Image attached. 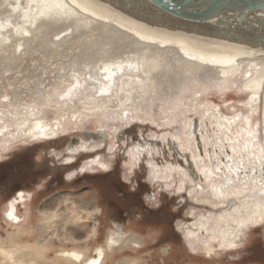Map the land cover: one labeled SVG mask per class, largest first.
<instances>
[{"label":"bare ground","instance_id":"obj_1","mask_svg":"<svg viewBox=\"0 0 264 264\" xmlns=\"http://www.w3.org/2000/svg\"><path fill=\"white\" fill-rule=\"evenodd\" d=\"M0 8L8 12L0 17V56L11 42L17 43L13 53L7 55V65L36 52L34 47H27V41L32 44L43 40L44 57H61L70 49H82L73 53L78 64H74L75 73L59 81L62 87L66 81L68 85L62 88L57 83L58 87L35 105L0 106L2 153H10L21 144L29 145V139H60L63 133L82 130L85 123L94 121L97 132H88V139L100 147L108 140L105 149L108 155H114L117 149L111 143L123 133L122 127L128 131L131 127H148L145 123L151 122L150 131L163 137L131 135L129 140L134 141L129 150L118 146L124 155L123 165L127 174L145 169L152 185L164 191L176 189L179 182L178 196L188 195L195 208H209L198 215L193 211L184 227L179 228L193 254L203 252L211 257L218 251L241 250L248 233L264 226V48L233 39L219 40L223 34L212 29H229L233 26L231 19L188 28L173 17L159 16L164 24L155 25L135 21L101 0H0ZM262 19L249 17L244 24L263 29ZM83 39L89 40L75 47L76 42L84 44ZM212 93L234 111L227 115L215 112L213 98H206ZM231 94L246 97L238 101L245 112L229 107ZM5 98L9 101V96ZM47 110L55 112L56 118L49 119ZM160 140L169 148L174 145L185 164H161L158 160L163 153L156 147ZM72 143L66 149L69 154L65 165H73L80 155L86 159L69 173L71 181L109 170L111 157L99 153L86 138L80 136ZM33 201L32 193L25 190L8 201L4 216L18 231L8 240L0 239V264H105L108 253L130 245L139 249L143 244L141 239L128 240L114 232L106 245L96 249L93 258L84 251L62 250L47 261L52 250L48 241L56 234L54 222L60 217L64 218L65 228L59 236L65 239L68 234L73 245L94 239L98 225L86 238H78L76 232L85 222L83 218L73 217L68 208L66 215L54 213L51 204H45L39 223L43 239L32 245L20 244ZM97 207L95 214L100 211ZM163 251L167 254L168 246ZM119 263L138 261L125 258Z\"/></svg>","mask_w":264,"mask_h":264},{"label":"rangeland","instance_id":"obj_2","mask_svg":"<svg viewBox=\"0 0 264 264\" xmlns=\"http://www.w3.org/2000/svg\"><path fill=\"white\" fill-rule=\"evenodd\" d=\"M6 12L7 10L0 8V17H5L8 14V12ZM87 40L89 39H83L84 44L76 42L75 47H82V45L84 46ZM36 41L32 42V44L31 41H27L26 43L27 47H34L33 50L36 52L32 51V53H35V57H32V53H29L31 55L27 54L24 59L13 63L15 65H7V55L12 54L17 48V43L15 44V42H11L9 45L10 48L7 47L5 52H3V55L0 56V66L3 64L1 67H4V71L6 70V72H4L0 67L1 107L15 103L20 107L23 105L26 106L29 104L35 105L41 103L42 96L51 93L55 88L58 87L57 85L60 84L59 86H61L59 81H62L63 77L66 79L75 73L73 69L76 67V65H74L76 61L75 58L73 59V53L75 51L80 52L82 49L78 47L77 49H70L67 52H63L64 54L61 57H57V55L53 54H51L52 56L46 55L44 57V54L42 55L41 51L44 41L39 39ZM68 60L70 61V64L68 63ZM20 63L23 64V68H18ZM35 63H37V65ZM56 65L59 68H57ZM80 65L77 67H82ZM15 67H17V69L13 70ZM7 72L11 73L9 74ZM67 83L68 82L66 81L64 83L65 85H63L66 86ZM6 96H9V101H7L8 98H5ZM206 98H213L212 100L215 102L214 110L217 113H225L227 115L228 113L231 114L234 111L233 109L226 107L225 103L222 102L223 99L219 98L214 93L210 94ZM245 98V96L240 97L237 94L229 95L228 102L232 103L229 107L240 108L245 112L246 109L242 108L240 102H238L239 100ZM202 99L204 100L205 97H202ZM220 107L222 108L220 109ZM46 113L48 114L47 116L49 119L52 120L56 118L55 112L52 110H47ZM255 119L257 120L258 117L256 116ZM196 122L199 124L200 119L198 118ZM145 124H147L148 127L141 128L135 125L136 127H131L132 129L128 131L125 127H122L123 133H121L120 136L117 139L115 138V140L111 143L113 144L112 148H114V150L117 149L118 154L115 153L114 155H109L111 157V161L109 163L110 166L117 165L118 168H120H117L118 170H116L119 174L118 177L107 176L105 172L96 176L85 174L75 182L71 181L68 177L69 173H72L73 170L76 169L75 165H80L82 163L81 161L85 160L86 157L85 155H80L73 167H67L65 165L66 161L64 159L69 153L66 149L73 145V139H77L80 136L85 138V134L88 131H96L97 125L94 121L85 123L82 130L63 133L58 141L55 139L51 142H43L31 141L29 139V143H27L29 145L21 144L10 153H8V151H4L3 153L0 151V189L3 187L8 190L16 189L17 191L27 189L31 193L33 191L34 194V201L31 204L32 213L27 225L25 224L22 228V233L20 235L21 240L19 239L20 244L22 242V244L31 243L32 245L36 244V242H40L43 239L42 230L39 226V223L42 213L41 208L45 204H51L53 209L52 211H54V213L61 211L66 215L65 210L68 208L67 210L70 209L72 211V216L74 215L73 217L78 216L83 218L82 220L85 222L78 226L80 228L78 230L80 231L76 232V237L78 238H86L91 232L92 228L98 225V227L101 229V234L99 238L97 237V240L100 239L101 242L105 239L108 231L113 228L108 217L109 208H119L121 206L124 207L125 205L127 210L129 208V212L132 214L133 219H139V216H143V219L140 220L139 223L136 221L133 224V226H135V230L133 227L132 229L128 228L130 236L126 239H141L143 247L140 249H134L130 246H123L117 251H114L113 254L108 253L109 259L105 264H120L119 262L125 258H135L138 261V264H264V226L253 229V232L251 231L248 233L246 237L247 239L244 238L242 242L241 250L230 252L218 251V253H216L217 255L214 254L211 257L203 254V252L197 253L198 255L192 253V250L187 246L186 241L183 238L184 233H180L182 229L179 228L182 226L184 227L188 221L187 218L192 215L193 211L196 212V215L203 212L207 213V211L204 209L206 207L201 209L195 208V204L191 203V199L188 195L178 196L177 189L179 188V182H177L176 189H173L172 191H164L163 188H157L156 186L152 185L149 177L146 176L147 174L145 169H137L134 175L127 174V170L123 165L124 155L120 149L128 147L129 150V147H131L129 144L134 141H131V139L129 140L131 135L139 137V134L140 136L144 134L146 139H151L152 137L157 136V138L161 139L163 137L162 133L160 135L156 134V136L154 131H150L149 127H152L153 125L151 122H147ZM212 135L214 136V132H212ZM118 139L120 141L119 143H117ZM127 140L128 143H126V146L123 143ZM118 146L121 148L118 149ZM173 146L174 145H172V148H169L167 143H163L160 140V144L158 143L156 147L157 150L161 151L163 154H161V157L158 161L161 164L165 162H174L175 164L177 163L184 165V161L181 160L182 156H179L180 154L177 153V149ZM106 154L108 155V151ZM106 160H108V158H106ZM123 183H125V185H123ZM117 184L121 185H119L121 189L120 192L116 193L113 191V189L117 188ZM45 186L48 187V191H45ZM138 189L140 191H138ZM157 189H160L158 193ZM136 191L139 193L137 195L139 197V200H137L138 204L136 203L133 205H126L128 203V197L126 194H133ZM11 197L12 196H3L0 191V239L2 240H8L9 237H12L13 233H17L18 231V229L4 216L8 201L12 199ZM110 204L112 205L110 206ZM96 207L100 210L97 214L94 213V208ZM146 209L150 211H147ZM206 209L209 210V208ZM63 220L60 217L58 222H54L57 224V232L52 236V238H49L48 243L52 247V250L46 256V260L48 259L47 261H52L53 258L56 257V253L62 250H80L87 252L89 256H95V254H89V251L93 250L94 253L98 247L106 245V243L99 244V241H95L93 239L89 240V242H80L73 245L68 239V234L65 235V239L59 236L60 232L65 228V221ZM156 226H161L163 228L154 231L153 227ZM136 227L139 229L136 230ZM52 229L55 230L54 228ZM140 230H143V234H147V232L148 234L143 236L139 233ZM169 233H171V236L163 240L162 238H165ZM248 237H250V239ZM257 244L259 248L257 252H254L256 255L253 254L255 255L253 256L250 252L252 250L251 247ZM165 246H169V253L167 254L163 253V248ZM49 257L51 259H49ZM39 260L44 261L42 258Z\"/></svg>","mask_w":264,"mask_h":264},{"label":"water","instance_id":"obj_3","mask_svg":"<svg viewBox=\"0 0 264 264\" xmlns=\"http://www.w3.org/2000/svg\"><path fill=\"white\" fill-rule=\"evenodd\" d=\"M116 11L130 16L138 22L164 24L159 16H170L179 20V25L196 28L197 25L231 19L233 28L212 29L221 35L219 40L233 39L253 43L264 48V28L244 24L246 18H263L264 0H101ZM226 20V21H225ZM228 20V21H229ZM219 35H217L219 37ZM104 138V137H103Z\"/></svg>","mask_w":264,"mask_h":264},{"label":"flooded vegetation","instance_id":"obj_4","mask_svg":"<svg viewBox=\"0 0 264 264\" xmlns=\"http://www.w3.org/2000/svg\"><path fill=\"white\" fill-rule=\"evenodd\" d=\"M88 132H97V131H88ZM88 132L85 134V138H86V140L90 143V145H93V146H96V147H98V152L99 153H101V154H105V153H107V151H106V146H107V143H108V140L105 142V144L104 145H102L101 147L100 146H98V144L97 143H94V144H92V142H91V140L90 139H88ZM57 141H58V139H57ZM105 151V152H104ZM108 157H110L109 155H108ZM4 163V162H3ZM6 163V162H5ZM76 163V162H75ZM75 163L72 165V164H68L67 165V163H66V166L67 167H70V166H74L75 165ZM1 164V163H0ZM79 165H75V167H76V169H77V167H78ZM111 168H109V170L108 171H106L105 172V174L107 175V176H116V177H118V172L116 171V170H118V169H120V168H118V166L117 165H113V166H110ZM118 168V169H117ZM76 169H74V170H76ZM140 169V168H139ZM73 170V171H74ZM117 172V173H116ZM102 173H104V172H98V173H94V174H88V175H94V176H96V175H101ZM66 176V175H65ZM84 175H81V176H79V177H77L75 180H72L73 182H75L76 180H78L80 177H83ZM120 177V176H119ZM120 184H117V188H115V189H113V191L114 192H120V186H119ZM123 185H125V183H123ZM111 186H113V185H111ZM48 187L47 186H45V191H48V189H47ZM140 189V188H139ZM138 189V191H140ZM0 191H1V194L3 195V196H12L11 198H13L14 196H16V194L18 193V192H20V191H17L16 189L14 190V189H10V190H8V189H5V187H3V188H1L0 189ZM22 191V190H21ZM25 191H27V190H25ZM125 192V191H124ZM105 194V193H104ZM121 194V193H120ZM139 193H137V191L136 192H134L133 194H126V196L128 197V199H129V201H128V199H127V204L126 205H128V204H131V205H133V204H138V201L137 200H139V197L137 196ZM109 195V194H108ZM121 196H123V195H121ZM105 197V196H104ZM32 198H33V200H34V194H33V191H32ZM103 199V198H102ZM136 200V201H135ZM101 203V202H100ZM110 203H111V201H110ZM112 204H110V206H111ZM130 205V206H131ZM147 211H150V210H148V209H146ZM32 211V210H31ZM143 212H144V209H143ZM108 217H109V221L111 222V224H112V226H113V228L111 229L112 230V232L114 233H117L118 235H122V237H124V238H128L129 236H130V232L128 231V228H130V229H132V227H133V229L135 230V226H133V224L137 221V223H139L140 222V220H142L143 219V216L141 215V216H139L138 218L139 219H133V217H132V214H130V212H129V208H128V210L125 208V205H124V207L123 206H121V207H119V208H113V207H111V208H109V213H108ZM164 227H169V226H164ZM160 228H163V227H161V226H156V227H153V230L155 231V230H157V229H160ZM139 228H137L136 227V230H138ZM152 230V231H153ZM151 231V232H152ZM138 232V231H137ZM139 233L141 234V235H143V236H146L147 234H148V232H147V234H143V230H140L139 231ZM150 233V232H149ZM171 236V233H169L168 235H166V237L165 238H162L163 240H165L167 237H170ZM141 242H142V240H141ZM173 245H175V244H173ZM101 247V246H100ZM127 247H129V246H127ZM130 247L131 248H134L133 246H131L130 245ZM141 247H143V244H142V246ZM140 247V248H141ZM166 247V246H165ZM164 247V248H165ZM99 248V247H98ZM97 248V249H98ZM139 248V249H140ZM163 248V249H164ZM168 248H169V246H168ZM258 244L257 245H254V246H252L251 247V253H252V255L253 254H255L256 255V253H254V252H257L258 251ZM136 249H138V248H136ZM96 251V250H95ZM94 251V252H95ZM163 253H164V251H163ZM168 253H169V251H168ZM165 254V253H164ZM255 255H253V256H255ZM252 256V257H253ZM91 258H93V257H95V256H90ZM90 259V258H89Z\"/></svg>","mask_w":264,"mask_h":264},{"label":"crops","instance_id":"obj_5","mask_svg":"<svg viewBox=\"0 0 264 264\" xmlns=\"http://www.w3.org/2000/svg\"><path fill=\"white\" fill-rule=\"evenodd\" d=\"M22 190H27V189H22ZM20 191H21V190H20ZM27 191H28V190H27ZM111 233H113V232H112V230L110 229V230L108 231V233H107L105 239L101 242L100 239L97 240V237L99 238V236H100V234H101V229H100V227H98V235H97L96 238H94L93 240H95V241H99V242H100L99 244H101V243H102V244H103V243H106V240H107L108 237L111 235ZM89 254H94V253H93V250L89 251Z\"/></svg>","mask_w":264,"mask_h":264}]
</instances>
